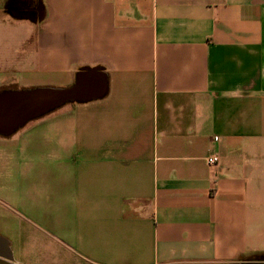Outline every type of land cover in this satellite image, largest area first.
<instances>
[{
    "label": "crops",
    "instance_id": "obj_1",
    "mask_svg": "<svg viewBox=\"0 0 264 264\" xmlns=\"http://www.w3.org/2000/svg\"><path fill=\"white\" fill-rule=\"evenodd\" d=\"M0 223L14 264H264V0H0Z\"/></svg>",
    "mask_w": 264,
    "mask_h": 264
},
{
    "label": "water",
    "instance_id": "obj_2",
    "mask_svg": "<svg viewBox=\"0 0 264 264\" xmlns=\"http://www.w3.org/2000/svg\"><path fill=\"white\" fill-rule=\"evenodd\" d=\"M70 98L69 94L55 88L51 90L44 87L22 90L15 96L13 102L16 106L19 105L22 110L18 116V123L23 124L31 118L42 116L51 109L60 107ZM0 264H14L9 241L3 236H0Z\"/></svg>",
    "mask_w": 264,
    "mask_h": 264
},
{
    "label": "built area",
    "instance_id": "obj_3",
    "mask_svg": "<svg viewBox=\"0 0 264 264\" xmlns=\"http://www.w3.org/2000/svg\"><path fill=\"white\" fill-rule=\"evenodd\" d=\"M207 163L211 166H217L220 163V158L217 155H211L207 157Z\"/></svg>",
    "mask_w": 264,
    "mask_h": 264
},
{
    "label": "rangeland",
    "instance_id": "obj_4",
    "mask_svg": "<svg viewBox=\"0 0 264 264\" xmlns=\"http://www.w3.org/2000/svg\"><path fill=\"white\" fill-rule=\"evenodd\" d=\"M6 235V236H11L12 231L10 229H7L3 224L0 223V234ZM257 261L259 260H264L263 258H258L256 259Z\"/></svg>",
    "mask_w": 264,
    "mask_h": 264
},
{
    "label": "trees",
    "instance_id": "obj_5",
    "mask_svg": "<svg viewBox=\"0 0 264 264\" xmlns=\"http://www.w3.org/2000/svg\"><path fill=\"white\" fill-rule=\"evenodd\" d=\"M260 257L262 258V257H264V255H263V256H260ZM263 259H264V258H263Z\"/></svg>",
    "mask_w": 264,
    "mask_h": 264
}]
</instances>
